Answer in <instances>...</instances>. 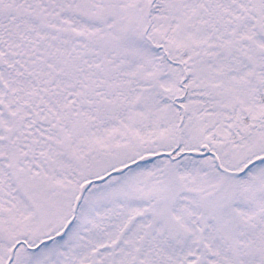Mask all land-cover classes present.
I'll return each mask as SVG.
<instances>
[{"label":"snow or ice","instance_id":"snow-or-ice-1","mask_svg":"<svg viewBox=\"0 0 264 264\" xmlns=\"http://www.w3.org/2000/svg\"><path fill=\"white\" fill-rule=\"evenodd\" d=\"M0 264H264V0H0Z\"/></svg>","mask_w":264,"mask_h":264}]
</instances>
